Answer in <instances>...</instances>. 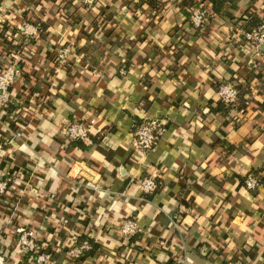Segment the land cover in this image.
<instances>
[{
  "label": "crops",
  "instance_id": "obj_1",
  "mask_svg": "<svg viewBox=\"0 0 264 264\" xmlns=\"http://www.w3.org/2000/svg\"><path fill=\"white\" fill-rule=\"evenodd\" d=\"M216 1L0 0V73L19 70L0 110V248L28 230L48 264H264V60L239 39L264 7L234 0L217 14ZM196 3L216 15L204 31L189 21ZM228 82L244 110L220 104ZM147 120L162 134L145 153L134 134ZM73 122L90 133L66 144ZM144 177L157 193L137 190ZM128 220L142 233L124 236ZM85 241L93 249L72 259ZM16 264L34 263L21 248Z\"/></svg>",
  "mask_w": 264,
  "mask_h": 264
},
{
  "label": "built area",
  "instance_id": "obj_2",
  "mask_svg": "<svg viewBox=\"0 0 264 264\" xmlns=\"http://www.w3.org/2000/svg\"><path fill=\"white\" fill-rule=\"evenodd\" d=\"M100 0H80V2L87 7L96 6ZM216 19V15L205 5L200 4L197 6L191 13L190 24L194 29H203L211 24L212 21ZM28 29H34V32L28 31ZM24 35L32 37L37 35V27L32 25L24 26ZM238 36V35H237ZM235 35V37H237ZM243 44H247L251 49H254L260 57L264 60V51L261 50V47L264 46V22L260 25L259 28L245 31L239 38ZM71 54L69 48H65L60 51L58 59L61 63H65L68 60V57ZM19 70L15 65L8 66L5 70L0 73V110L5 109L9 106L12 100L11 96V87L15 83ZM218 99L222 106L230 107L237 103L239 97V90L237 85L233 82L224 83L218 90ZM90 133V124L83 122H73L68 124L62 130V136L66 144H73L76 142H83L88 139ZM162 134V128L158 120H147L145 121L135 132V147L148 153L152 151L158 142L159 136ZM253 187L249 188L248 184L253 183ZM263 181L262 178L255 174L250 173L246 176L244 181V186L249 191H256L262 187ZM0 185H3V188L0 189V197L7 199L10 192V181L4 179L0 175ZM137 190L144 196L149 197L157 193L159 189L158 180L154 177H144L137 181L136 184ZM121 231L124 236L133 237L137 234L142 233V229L137 222L134 220L126 221L122 227ZM19 244L21 239H26L31 242L34 247L25 251L30 255V260L34 264H48L49 256L47 253H43L42 248L38 244V239L28 230H20L18 232ZM26 245H21V248L24 250ZM93 249L90 242L85 241L82 245L72 248L69 252L75 253L70 255L72 259L78 261L83 258L86 252H89ZM230 264H241L240 262H233Z\"/></svg>",
  "mask_w": 264,
  "mask_h": 264
},
{
  "label": "clouds",
  "instance_id": "obj_3",
  "mask_svg": "<svg viewBox=\"0 0 264 264\" xmlns=\"http://www.w3.org/2000/svg\"><path fill=\"white\" fill-rule=\"evenodd\" d=\"M259 7H264V0H259ZM28 31L34 32V29H28ZM13 95H15V92H13ZM246 162V161H245ZM173 167H175V165H173ZM253 183H249L248 187L252 188L253 187ZM3 188V185H0V189ZM73 191H75V189H73ZM69 199H71V197H69ZM170 203H174V201H170ZM36 238H39V234H34ZM165 235H167V233H165ZM48 239H51V237H49ZM252 240L249 239L248 243L252 244ZM59 243V242H58ZM229 243V247L231 248V241L228 242ZM4 245H8L9 241L8 240H4L3 241ZM21 245H26V247L24 248V251H27L28 249H31L34 247V245L27 241L26 239H21L19 244L16 245L15 251H11V249L5 250L3 248H0V264H16L17 261V254L20 253L21 251ZM75 253H71L70 255H74ZM231 257H229L230 259ZM158 259L160 260H166L167 257L163 255V253H160V255L158 256ZM258 260L260 259V257L257 258Z\"/></svg>",
  "mask_w": 264,
  "mask_h": 264
},
{
  "label": "trees",
  "instance_id": "obj_4",
  "mask_svg": "<svg viewBox=\"0 0 264 264\" xmlns=\"http://www.w3.org/2000/svg\"><path fill=\"white\" fill-rule=\"evenodd\" d=\"M234 0H217L216 1V3H215V5H214V11H215V13H217V14H219L220 12H221V10H222V8L224 7V5H226V4H230V3H232ZM199 4L198 3H196L195 5H193V10L198 6ZM192 10V11H193ZM192 13V12H191ZM191 13H190V16H191ZM190 16H189V19H190ZM262 24V22L260 21H256L255 19H253V20H251L250 22H249V24L248 23H246L245 25H244V27H245V29L247 30V31H251V30H254V29H257V28H259L260 27V25ZM207 27H205V28H203V29H197L198 31H204L205 29H206ZM237 88H238V90H239V97H238V101H237V104H238V102L240 103L241 101V99H242V92L240 91L241 90V88L239 87V86H237ZM224 107V106H223ZM230 107H224V110H225V112H229V109ZM238 109H243L244 110V104H242V103H240V106H238ZM256 174V173H255ZM160 187H161V185H160V183H159V189H160ZM158 189V190H159ZM86 254V253H85ZM84 259V257L82 258V260Z\"/></svg>",
  "mask_w": 264,
  "mask_h": 264
},
{
  "label": "water",
  "instance_id": "obj_5",
  "mask_svg": "<svg viewBox=\"0 0 264 264\" xmlns=\"http://www.w3.org/2000/svg\"><path fill=\"white\" fill-rule=\"evenodd\" d=\"M261 49L264 51V46H262Z\"/></svg>",
  "mask_w": 264,
  "mask_h": 264
}]
</instances>
